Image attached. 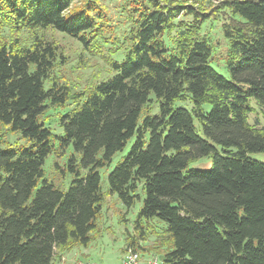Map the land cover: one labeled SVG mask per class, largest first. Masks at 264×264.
Instances as JSON below:
<instances>
[{
    "label": "trees",
    "instance_id": "1",
    "mask_svg": "<svg viewBox=\"0 0 264 264\" xmlns=\"http://www.w3.org/2000/svg\"><path fill=\"white\" fill-rule=\"evenodd\" d=\"M108 2L0 0V145L17 131L28 143L0 149V264H55L89 246L110 194L127 208L141 203L136 237L126 234L135 252L148 231L162 264H264V162L248 156L264 154V125L249 119L253 103L264 114V0H122L115 18ZM218 17L229 78L211 66L201 34ZM43 28L83 52L117 44L107 80L78 89L58 76L57 44L20 37ZM131 139L103 191L99 170ZM68 148L76 156L64 163L74 175L64 192L44 163ZM202 159L209 169L191 167Z\"/></svg>",
    "mask_w": 264,
    "mask_h": 264
},
{
    "label": "rangeland",
    "instance_id": "2",
    "mask_svg": "<svg viewBox=\"0 0 264 264\" xmlns=\"http://www.w3.org/2000/svg\"><path fill=\"white\" fill-rule=\"evenodd\" d=\"M212 0L213 6H217ZM109 10L112 16L115 18L122 0H109ZM120 21V20H119ZM222 18L218 17V20H208L202 27L201 34H204L212 41L214 54L211 62V66L225 78H229L228 71L226 69L224 58L226 57L227 44L220 31V25ZM125 24H117V32L125 33ZM40 36L43 40L57 44L61 52L65 56L64 63L58 68V76L63 77L65 81L76 85L78 89H82L90 83H101L107 80L108 71V56L109 52L115 49L117 44L108 43L102 45L99 51L91 53L87 50L82 51L77 40L68 38L50 28L27 30L20 33V37L23 38L26 43L32 41L30 35ZM7 32V37H8ZM121 59V58H120ZM122 60V59H121ZM114 74H109V77ZM108 77V78H109ZM153 99V96H151ZM254 111L249 115L250 122L257 119L264 125V114L260 107L255 103L252 104ZM176 107L190 108L189 103H178ZM206 111L210 109V106L204 107ZM156 112V107L152 113ZM47 118L46 124L49 125L52 132L56 136H63V129L57 124L55 119L57 118V111L47 109L44 116ZM197 124V123H196ZM199 136L203 137L199 132ZM133 139L128 142L122 152L117 153L112 159L111 164L99 170L100 174V187L103 191L108 190L107 174L114 168V166L126 155ZM12 146H27L25 138L22 137L20 132H9L3 135L0 149H6L7 144ZM57 145L55 146V150ZM71 156H76L71 148H68L61 156H57L54 151L45 160L44 172L45 179L51 181L55 187L66 192L70 186V183L74 175L67 169L63 170L64 163L68 161ZM248 156L251 159L264 162V154L262 153H249ZM79 158V156H77ZM191 167L199 169H209L211 167V161L208 159H202L197 163L191 165ZM141 203H137L133 207L127 208L115 194H110L106 203L102 209V216L99 221V231L93 235L92 241L89 246H79L61 255L58 258L56 264H86L87 262H95L98 264H122L123 249L128 248L127 232L129 236L136 237V230L133 228L137 213ZM149 224L155 225L158 229L166 227V222H149ZM146 240H136L140 246L144 248L143 251L136 250L142 258L159 256L151 251V248L155 243V235L147 231ZM134 248V247H133ZM141 248V247H140ZM151 251V252H150ZM60 262V263H59Z\"/></svg>",
    "mask_w": 264,
    "mask_h": 264
},
{
    "label": "built area",
    "instance_id": "3",
    "mask_svg": "<svg viewBox=\"0 0 264 264\" xmlns=\"http://www.w3.org/2000/svg\"><path fill=\"white\" fill-rule=\"evenodd\" d=\"M222 0H215L214 3L217 5ZM122 264H162L161 261L156 257L142 258L139 253L128 248L122 256ZM86 264H98L95 262H87Z\"/></svg>",
    "mask_w": 264,
    "mask_h": 264
},
{
    "label": "crops",
    "instance_id": "4",
    "mask_svg": "<svg viewBox=\"0 0 264 264\" xmlns=\"http://www.w3.org/2000/svg\"><path fill=\"white\" fill-rule=\"evenodd\" d=\"M60 263V262H59ZM55 264H56V262H55Z\"/></svg>",
    "mask_w": 264,
    "mask_h": 264
}]
</instances>
